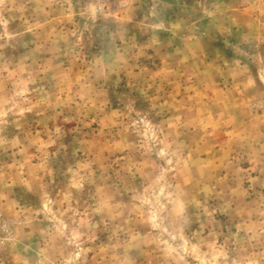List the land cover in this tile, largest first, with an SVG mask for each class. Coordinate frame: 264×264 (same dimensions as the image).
Listing matches in <instances>:
<instances>
[{
	"label": "rangeland",
	"instance_id": "374dc122",
	"mask_svg": "<svg viewBox=\"0 0 264 264\" xmlns=\"http://www.w3.org/2000/svg\"><path fill=\"white\" fill-rule=\"evenodd\" d=\"M0 264H264V0H0Z\"/></svg>",
	"mask_w": 264,
	"mask_h": 264
},
{
	"label": "built area",
	"instance_id": "2783aa9c",
	"mask_svg": "<svg viewBox=\"0 0 264 264\" xmlns=\"http://www.w3.org/2000/svg\"><path fill=\"white\" fill-rule=\"evenodd\" d=\"M99 2H107V1H109V0H98ZM99 8H101V6L99 5Z\"/></svg>",
	"mask_w": 264,
	"mask_h": 264
}]
</instances>
